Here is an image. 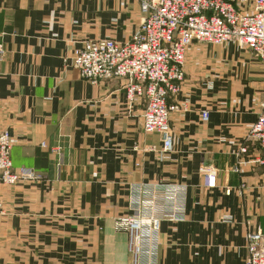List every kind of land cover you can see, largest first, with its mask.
Segmentation results:
<instances>
[{"label":"crops","instance_id":"1","mask_svg":"<svg viewBox=\"0 0 264 264\" xmlns=\"http://www.w3.org/2000/svg\"><path fill=\"white\" fill-rule=\"evenodd\" d=\"M142 20L140 0H0V132L13 138L14 165L45 177L1 188L0 264H129L115 222L136 191L159 183L184 189V220L162 222L158 264L246 260L247 234L264 227L261 150L246 140L262 112L264 66L232 44L192 45L169 100L186 111L170 118L165 154L124 80L91 84L71 65L83 42L129 41ZM205 167L216 170L214 188Z\"/></svg>","mask_w":264,"mask_h":264},{"label":"built area","instance_id":"2","mask_svg":"<svg viewBox=\"0 0 264 264\" xmlns=\"http://www.w3.org/2000/svg\"><path fill=\"white\" fill-rule=\"evenodd\" d=\"M140 11L143 20L129 41H85L74 50L71 65L91 84L124 80L128 103L145 102L143 131L161 134L162 150L168 154L173 150L170 118L175 112L186 111L169 100L184 82L189 48L195 43L221 46L233 42L264 66V0H140ZM5 56L0 44V62ZM261 109L246 140L258 144V163L264 166V101ZM209 117L208 111H202L203 122ZM12 147V136L1 131L0 190L43 181L45 177L35 169L14 165ZM246 151L243 146L240 154ZM203 176L206 186L214 188L216 170L205 167ZM183 190L177 184L159 183L131 196L129 213L115 222L116 228L127 234L129 264H158L162 222L184 220L177 199ZM230 192L227 188L225 193ZM6 215L0 196V221ZM246 241L248 255L243 264H264V227L248 233Z\"/></svg>","mask_w":264,"mask_h":264},{"label":"rangeland","instance_id":"3","mask_svg":"<svg viewBox=\"0 0 264 264\" xmlns=\"http://www.w3.org/2000/svg\"><path fill=\"white\" fill-rule=\"evenodd\" d=\"M144 17V16H143ZM117 42H119V41H117ZM197 44H199V45H202V46H211V47H213V48H222V47H225V46H228V45H230V44H232V45H234V46H236L237 48H239L240 50H246V49H242V48H240L236 43H233V42H231V43H227V44H224V45H221V46H215V45H212V44H203V43H197ZM191 48V47H190ZM189 48V49H190ZM189 51V50H188ZM188 54V53H187ZM187 61V60H186ZM184 72H185V67H184ZM185 76H186V73H185ZM184 81H185V79H184ZM183 84V83H182ZM174 97V96H173ZM173 97H171V98H173ZM170 98V99H171ZM12 161H13V159H12ZM14 163V162H13ZM5 187V186H4ZM7 187V186H6ZM10 188V187H9ZM1 192V191H0ZM0 196H1V193H0ZM2 198V197H1ZM6 207V206H5Z\"/></svg>","mask_w":264,"mask_h":264}]
</instances>
